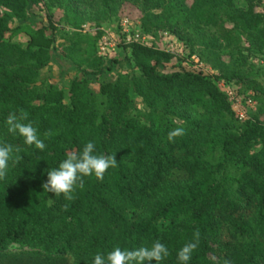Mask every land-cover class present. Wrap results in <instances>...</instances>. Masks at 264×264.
<instances>
[{"label":"trees","instance_id":"1","mask_svg":"<svg viewBox=\"0 0 264 264\" xmlns=\"http://www.w3.org/2000/svg\"><path fill=\"white\" fill-rule=\"evenodd\" d=\"M34 1L0 0V144H11L13 158H20L9 161L0 180V264H93L98 252L156 240L170 252L160 264H180L177 252L196 229L200 240L188 264H264L262 103L239 119L212 76L162 72L175 55L136 41L126 47L137 72L119 73L94 91L88 74L105 70L96 47L102 31L81 28L87 13L78 0H61L58 16L48 13L47 25H34L27 17ZM99 4L105 17L135 13L143 33L174 36L215 71L217 81L238 84V93L263 94L252 59L264 60L260 0ZM46 29L60 31L58 48ZM22 31L29 35L24 44L11 40ZM60 58L82 73L66 90L40 78L41 68ZM21 109L44 150L7 132V116ZM177 127L185 134L170 142L167 134ZM89 141L97 154L114 153L117 167L103 180L83 177L72 200L44 191L47 171Z\"/></svg>","mask_w":264,"mask_h":264},{"label":"rangeland","instance_id":"2","mask_svg":"<svg viewBox=\"0 0 264 264\" xmlns=\"http://www.w3.org/2000/svg\"><path fill=\"white\" fill-rule=\"evenodd\" d=\"M61 0H36L30 4L28 10V20L31 21L34 25H47L48 24V13L58 14L61 12ZM99 2L100 0H78L76 1V5L84 9L87 13V20L85 23L82 24V29L84 31H95L100 29L101 35L106 33L109 40L115 44L116 49L113 51L109 56H105V70L101 73H90L88 76L90 77V86L94 91H98L100 86L103 83H107L112 81L117 74H127L137 72V69L133 67L132 62L128 60V56L130 53L129 47L127 45V36L128 33H124L122 30V20L121 19H114L110 17H105L99 9ZM260 7L264 9V0H260ZM129 8L126 9L128 11ZM125 11V14H126ZM129 12V11H128ZM130 14V15H129ZM126 15L129 19L132 20L133 24L130 27L133 29H138L141 33L142 27L140 25V21L137 20L135 13H129ZM56 15L53 17V22L57 20ZM55 25H57L55 23ZM60 26V25H57ZM45 33L50 35L54 38L53 43L57 45L56 48L59 47V44H62L63 38L61 37L60 31H52L51 29H46ZM133 32L129 33V36L132 35ZM145 35L144 43L153 44L155 47L167 51V45L170 42L173 46V49H169L175 55L173 59L169 62L160 66V70L162 72H172L178 71L181 69H188V70H201L208 75L212 76L215 82L217 83L218 87L223 90L221 84L222 81H217L214 77L215 71H213L209 65L203 62L196 54L188 55V49L183 45L181 41H178L173 37V40L167 41V37L164 33L159 32L158 36L150 35L147 33H143ZM100 36V35H99ZM98 36V37H99ZM28 33L25 31L20 32L19 34L14 35L11 40L17 41L19 43L24 44L26 40H28ZM98 39V38H97ZM51 47V45H49ZM96 47H97V40H96ZM56 54L60 56V53L56 50ZM55 59V58H54ZM52 60L49 64L42 67L40 70V78H44L49 82L56 83L58 87L66 90L68 88V84L71 78L77 75H81L82 73L77 68H73L72 66L65 63L66 60L64 58ZM255 62L256 66L258 67V74L257 79L261 81L263 84L264 89V60L262 58L254 57L252 58ZM227 87L232 89H237L238 84H230ZM243 94V93H239ZM131 98L133 103L136 107L143 108V102L134 94L131 93ZM259 99V100H258ZM256 100L255 108L257 107V103H262L264 106V92L260 95ZM254 108V109H255ZM253 109V110H254ZM261 118L264 117V114L260 115ZM213 258V257H212ZM214 259V258H213Z\"/></svg>","mask_w":264,"mask_h":264},{"label":"clouds","instance_id":"3","mask_svg":"<svg viewBox=\"0 0 264 264\" xmlns=\"http://www.w3.org/2000/svg\"><path fill=\"white\" fill-rule=\"evenodd\" d=\"M28 121V113L21 109L19 114L9 113L5 120L7 132L19 135L26 145H34L37 149L44 150L46 144L40 138L37 128ZM53 133L49 130L44 137H50ZM185 130L177 127L168 132V140L174 141L176 137L183 136ZM14 148L11 144H0V180L4 179L9 169V161L13 164L19 163V157L13 158ZM117 167V159L114 153L97 154L95 144L87 142L81 151L70 150L66 158L59 162L57 167L47 171V181L42 184L44 191L52 192L59 196L64 195L65 199L72 200L73 193L77 187L83 188V177L95 176L98 180L104 179V174L109 168ZM200 240V231L196 229L193 233V240L186 242L177 252V260L180 264H188L193 252L197 249ZM170 255L168 247L159 240L153 241L150 246L143 245L135 249L121 248L114 246L106 253L98 252L94 255L93 264H160ZM224 264H231V261L224 260Z\"/></svg>","mask_w":264,"mask_h":264},{"label":"built area","instance_id":"4","mask_svg":"<svg viewBox=\"0 0 264 264\" xmlns=\"http://www.w3.org/2000/svg\"><path fill=\"white\" fill-rule=\"evenodd\" d=\"M122 31L124 33H128L126 41H136L139 43H144L145 35L141 33L138 29H133V27H130L133 22L128 17L123 18L122 20ZM133 32L132 35L129 36L130 32ZM165 36L167 37V41L173 40L172 35L168 34L167 32H164ZM107 34L104 33L103 35H100L97 39V48L98 53L102 55V57L109 56L113 51L116 49L115 44L112 43L109 38H107ZM173 49V46L169 42L167 45V51H170L169 49ZM223 88V93L225 94L226 98L229 100L231 107L237 117L239 119H244L249 116V113L251 110L255 108L256 100L253 98L250 94H239L237 89H232L230 87H227L228 85L223 83L221 84Z\"/></svg>","mask_w":264,"mask_h":264}]
</instances>
